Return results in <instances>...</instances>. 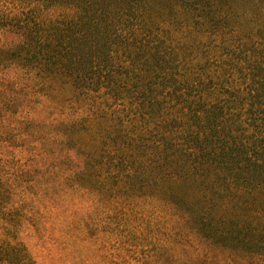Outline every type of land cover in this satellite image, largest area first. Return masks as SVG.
Returning a JSON list of instances; mask_svg holds the SVG:
<instances>
[{
  "label": "trees",
  "instance_id": "obj_1",
  "mask_svg": "<svg viewBox=\"0 0 264 264\" xmlns=\"http://www.w3.org/2000/svg\"><path fill=\"white\" fill-rule=\"evenodd\" d=\"M164 1L0 0V33L18 37L0 92L50 102L82 188L172 202L205 238L264 256V23L234 0ZM10 225L0 262L35 264Z\"/></svg>",
  "mask_w": 264,
  "mask_h": 264
},
{
  "label": "rangeland",
  "instance_id": "obj_2",
  "mask_svg": "<svg viewBox=\"0 0 264 264\" xmlns=\"http://www.w3.org/2000/svg\"><path fill=\"white\" fill-rule=\"evenodd\" d=\"M263 4L234 0L232 6L264 23L257 12ZM17 41L12 33H0L2 47ZM7 102V111L0 113V241L11 239L7 230L16 222L14 236L35 264H264L261 254L202 236L172 202L154 196L105 199L82 188L74 179L83 167L81 156L58 143L62 137L48 128L59 116L50 102L14 82L0 92V105Z\"/></svg>",
  "mask_w": 264,
  "mask_h": 264
}]
</instances>
